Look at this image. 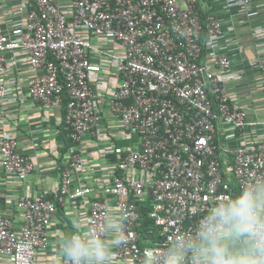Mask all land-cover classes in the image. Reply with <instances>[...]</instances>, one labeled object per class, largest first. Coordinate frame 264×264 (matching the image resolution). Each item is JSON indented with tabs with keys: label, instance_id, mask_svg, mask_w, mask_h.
I'll use <instances>...</instances> for the list:
<instances>
[{
	"label": "built area",
	"instance_id": "obj_1",
	"mask_svg": "<svg viewBox=\"0 0 264 264\" xmlns=\"http://www.w3.org/2000/svg\"><path fill=\"white\" fill-rule=\"evenodd\" d=\"M15 10L26 11L24 21L0 27V114L16 83L10 69L23 53L33 73L29 97L47 110L67 97L64 129L71 146L56 195H20L17 229L0 214V257L9 264H34L58 207L77 200L87 204L90 232L106 236L109 223L115 229V264H162L174 237L190 233L216 200L234 195L221 150L232 157L237 188L264 175V139L230 149L220 144L244 139L250 125L264 129V121L249 122L230 99L223 81L229 57L217 50L203 55L196 0H26ZM205 29L208 38H220L216 16H206ZM258 74L264 95V57ZM105 79L108 87L101 88ZM102 103L110 112L114 158L99 181L74 184L72 173L84 168L79 143L98 129ZM116 138L132 143L115 146ZM0 165L20 180L35 168L1 127ZM141 201L149 202L161 244L139 245Z\"/></svg>",
	"mask_w": 264,
	"mask_h": 264
},
{
	"label": "crops",
	"instance_id": "obj_2",
	"mask_svg": "<svg viewBox=\"0 0 264 264\" xmlns=\"http://www.w3.org/2000/svg\"><path fill=\"white\" fill-rule=\"evenodd\" d=\"M26 0H0V27L24 21L26 11L17 12L16 7ZM196 8L203 15H214L221 23L220 38L210 39L203 34V55L212 50L225 53L231 60L223 74V81L230 99L246 113L249 122L264 121V95L260 88L258 61L264 57V0H252L243 4L240 0H196ZM25 55L18 53V63L11 70L9 80L15 83L9 97L2 102L0 127L17 139L18 149L35 162L34 170L23 179L6 173L0 165V214L9 216L14 228L21 225V213L16 207L20 195L53 196L59 191L60 174L67 164L69 148L62 129L64 110L62 104L47 110L33 101L27 92V81L32 72L24 62ZM108 87V80L99 83ZM102 117L94 133L85 135L80 143L84 168L72 173L73 183L93 184L106 175L110 159V112L102 103ZM67 137V136H66ZM264 139L260 125H250L245 138L228 142L220 140L223 149L236 147L244 142ZM65 142V143H64ZM132 143L128 138L114 139L115 146ZM222 170L234 194L237 186L232 179V157L220 151ZM233 184V186H232ZM87 204L77 200L60 205L48 226V244L35 253L34 264H64L62 242L66 236L79 228H85L84 216ZM110 227V223L108 228ZM113 228V226H111ZM107 243L114 245L115 232H107ZM0 264H9L0 257ZM137 264H147L145 262Z\"/></svg>",
	"mask_w": 264,
	"mask_h": 264
},
{
	"label": "clouds",
	"instance_id": "obj_3",
	"mask_svg": "<svg viewBox=\"0 0 264 264\" xmlns=\"http://www.w3.org/2000/svg\"><path fill=\"white\" fill-rule=\"evenodd\" d=\"M116 246L103 234L79 228L63 240L61 254L67 264H115ZM160 259L162 264H264V175L216 200L190 233L172 239Z\"/></svg>",
	"mask_w": 264,
	"mask_h": 264
},
{
	"label": "trees",
	"instance_id": "obj_4",
	"mask_svg": "<svg viewBox=\"0 0 264 264\" xmlns=\"http://www.w3.org/2000/svg\"><path fill=\"white\" fill-rule=\"evenodd\" d=\"M200 14V13H199ZM201 19H202V30L200 32V39H203V34H206V29H205V25H206V17L201 15ZM202 42V40H201ZM67 104V97L64 95L63 96V101H62V106H63V110L65 112V107ZM62 129L64 131V135H63V139L65 141L66 138V147L70 148L71 146V141L70 138L67 135V131L64 129V116H63V123H62ZM67 136V137H66ZM224 179L227 181V178L224 176ZM233 186V184H232ZM44 197H53V196H44ZM138 211L140 214L139 220H140V227H139V232L141 234L140 240H139V245L141 247L146 246V245H150V246H154V245H158L161 244L162 241L164 240L163 235L160 234V228L154 225L153 220L148 216V210L150 209L149 206V202L148 201H141L138 202Z\"/></svg>",
	"mask_w": 264,
	"mask_h": 264
}]
</instances>
